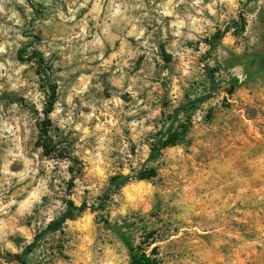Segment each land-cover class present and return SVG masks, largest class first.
I'll list each match as a JSON object with an SVG mask.
<instances>
[{"label": "rangeland", "instance_id": "374dc122", "mask_svg": "<svg viewBox=\"0 0 264 264\" xmlns=\"http://www.w3.org/2000/svg\"><path fill=\"white\" fill-rule=\"evenodd\" d=\"M0 8V264L32 243L27 264H131L135 246L160 264H264V0ZM170 127L184 137L152 158ZM69 199L85 210L49 231Z\"/></svg>", "mask_w": 264, "mask_h": 264}, {"label": "trees", "instance_id": "16d2710c", "mask_svg": "<svg viewBox=\"0 0 264 264\" xmlns=\"http://www.w3.org/2000/svg\"><path fill=\"white\" fill-rule=\"evenodd\" d=\"M230 28L231 26H227L223 31L219 30L213 35L212 39L210 40L211 48H214L217 45V43L230 30ZM244 28L245 27L243 25L241 26L238 23H236L235 25L236 31H243ZM55 96H56L55 89H53L50 95L51 99H50L49 105L45 111V114L47 116L53 110L54 101L56 99ZM209 96H210V93L204 97H199L197 99L190 101L186 106V107H189L186 109L187 114H189L195 106L203 103L204 100L208 98ZM45 122H49V121L47 120ZM185 133H186V129L180 132L178 130H173V127H170L168 131L166 132V134L162 138H160L155 145L154 144L152 145L151 157L156 159L160 155L162 149L168 146H174L178 144V142L182 140V138L184 137ZM41 139H43L42 146L46 150L47 154H49L48 152H50V147H49L50 144L55 146V144L58 143V141L54 142L53 137L49 135L48 129L47 130L45 129L44 131L41 132ZM156 174H157L156 170L152 168V169L140 172L139 175H137V178L140 180H149L155 177ZM129 178L130 177L128 175L119 174V175L112 177L111 182L117 186H124L129 181ZM66 203H67V208L65 212L62 214V216L58 220L53 221L48 225L49 231L59 230L63 223H65L68 219H74L77 215L82 213L86 208L85 204L78 206L71 199L67 200ZM34 246H35V243H32L26 247L23 253L16 254L15 255L16 260L20 264H27L26 256L30 252H32ZM131 264H160V260L156 256V248H154L152 252L149 253L146 250V248H143L141 246L131 247Z\"/></svg>", "mask_w": 264, "mask_h": 264}, {"label": "clouds", "instance_id": "9594fccd", "mask_svg": "<svg viewBox=\"0 0 264 264\" xmlns=\"http://www.w3.org/2000/svg\"><path fill=\"white\" fill-rule=\"evenodd\" d=\"M3 9L2 8H0V11H2Z\"/></svg>", "mask_w": 264, "mask_h": 264}]
</instances>
